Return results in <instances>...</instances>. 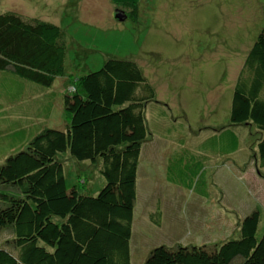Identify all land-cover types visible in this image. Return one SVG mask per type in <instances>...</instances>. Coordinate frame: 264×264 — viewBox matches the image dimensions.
I'll use <instances>...</instances> for the list:
<instances>
[{
    "label": "rangeland",
    "instance_id": "1",
    "mask_svg": "<svg viewBox=\"0 0 264 264\" xmlns=\"http://www.w3.org/2000/svg\"><path fill=\"white\" fill-rule=\"evenodd\" d=\"M121 5L129 10L138 5L136 18L117 20ZM7 9L64 30V71L51 85L58 97L108 57L134 60L154 89V99L144 109L147 136L136 179L133 264H144L158 244L210 245L233 238L251 210L260 214L262 234L264 163L257 149L262 134L252 124H231L229 113L237 74L264 24V0H0V10ZM55 100L50 116L37 120L64 128L68 115ZM28 102L1 101L0 112L6 110L8 117L0 115V145L11 140V119L14 129L36 119L33 109L25 108ZM182 151L199 162L207 197L165 178V156L170 152L169 158L177 161ZM61 159L67 188L76 184L81 192L96 194L103 186L88 160L78 161L68 152ZM172 175L178 177L175 170ZM156 210L159 224L151 222ZM0 247L15 252L8 228L0 230Z\"/></svg>",
    "mask_w": 264,
    "mask_h": 264
},
{
    "label": "trees",
    "instance_id": "2",
    "mask_svg": "<svg viewBox=\"0 0 264 264\" xmlns=\"http://www.w3.org/2000/svg\"><path fill=\"white\" fill-rule=\"evenodd\" d=\"M131 7L117 9L135 19L138 5ZM66 52L59 25L0 10V104L17 99L19 89L30 95L34 85L51 87L63 74ZM70 87L63 95L64 128L39 125L0 145V230H11L15 250L0 247V264H132L137 170L147 136L144 109L154 89L134 60L113 57ZM229 122L261 132L257 149L264 163V24L237 74ZM232 142L235 149L234 133ZM67 152L96 166L104 180L96 194L76 184L67 188L61 159ZM188 156L182 151L177 161L170 158L168 180L207 197L199 162ZM159 212L151 222L160 223ZM259 222L258 210H251L233 238L210 245L158 244L144 264H264Z\"/></svg>",
    "mask_w": 264,
    "mask_h": 264
},
{
    "label": "crops",
    "instance_id": "3",
    "mask_svg": "<svg viewBox=\"0 0 264 264\" xmlns=\"http://www.w3.org/2000/svg\"><path fill=\"white\" fill-rule=\"evenodd\" d=\"M51 87L49 88H45V89H42V90H35V92H33L32 94L30 95H25L20 89L19 91L17 92V101H19L20 99H23V100H29V102L25 105V108L27 109H33L32 110V114H35L36 115V119L35 120H30L31 121V124L27 127L25 126V124H19L17 126H19V128H16L14 129L13 126L16 124L12 119L10 120V127L12 128H9L7 129L8 131V134H14L15 132L17 131H20V132H31L34 128L38 127L39 125H47V122L45 123H42L40 122L39 120H37L38 118L40 117H49L50 116V113L52 111V107L53 105L55 104L54 102L56 101L55 99H57V103L59 102L60 105L61 103L63 104V97L60 95L58 97V91H51ZM64 92H67L64 91ZM148 104V103H147ZM146 104V105H147ZM13 105V104H12ZM146 107V106H145ZM163 107L165 108V106L162 104L161 105V112H160V115L161 116H164L165 115V111L163 109ZM31 111V110H29ZM26 116V115H25ZM8 117V115H7ZM152 117V116H151ZM26 118H28V116H26ZM9 119V118H8ZM50 118H48L47 120H49ZM67 125V124H66ZM147 126V125H146ZM57 127V126H56ZM59 127V126H58ZM165 132V131H163ZM162 148V147H161ZM164 149V148H163ZM11 150H9V152H11ZM8 152V153H9ZM158 152V150H157ZM156 152V153H157ZM151 154H153V150L151 149ZM170 152L165 156V163H164V174H165V178L167 179V169H168V163H169V160H170ZM140 158V157H139ZM2 157L0 158V163L2 161ZM152 159V158H151ZM153 160V159H152ZM138 165H139V162H138ZM160 175V174H158ZM167 181H169L167 179ZM170 182V181H169ZM134 219V218H133ZM134 221V220H133ZM132 235H133V230H132ZM131 242H132V236H131ZM130 254H131V262L133 264V260H132V245L130 244ZM149 247V246H148ZM147 251H148V248L144 251V259L146 257V254H147ZM143 259V261H144ZM135 261H138L137 259H135ZM138 264V263H137ZM139 264H143V262L139 263Z\"/></svg>",
    "mask_w": 264,
    "mask_h": 264
},
{
    "label": "water",
    "instance_id": "4",
    "mask_svg": "<svg viewBox=\"0 0 264 264\" xmlns=\"http://www.w3.org/2000/svg\"><path fill=\"white\" fill-rule=\"evenodd\" d=\"M114 17H115L117 20H119V21H123V20H125V15H124V13L121 12V11H118V10L115 11Z\"/></svg>",
    "mask_w": 264,
    "mask_h": 264
},
{
    "label": "built area",
    "instance_id": "5",
    "mask_svg": "<svg viewBox=\"0 0 264 264\" xmlns=\"http://www.w3.org/2000/svg\"><path fill=\"white\" fill-rule=\"evenodd\" d=\"M69 90H72V88H70Z\"/></svg>",
    "mask_w": 264,
    "mask_h": 264
}]
</instances>
